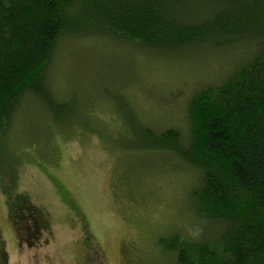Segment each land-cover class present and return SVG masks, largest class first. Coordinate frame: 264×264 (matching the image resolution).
Wrapping results in <instances>:
<instances>
[{
    "label": "rangeland",
    "instance_id": "rangeland-1",
    "mask_svg": "<svg viewBox=\"0 0 264 264\" xmlns=\"http://www.w3.org/2000/svg\"><path fill=\"white\" fill-rule=\"evenodd\" d=\"M251 50L159 56L103 39L61 41L48 77L55 97L74 105L54 120L26 96L14 115L0 264H175L160 238L209 236L215 228L193 208L197 173L172 153L137 149L131 114L186 138L190 96L219 84Z\"/></svg>",
    "mask_w": 264,
    "mask_h": 264
},
{
    "label": "trees",
    "instance_id": "trees-1",
    "mask_svg": "<svg viewBox=\"0 0 264 264\" xmlns=\"http://www.w3.org/2000/svg\"><path fill=\"white\" fill-rule=\"evenodd\" d=\"M88 38L159 56L253 46L219 84L190 96L186 138L131 116L137 149L172 153L197 173L194 212L215 228L196 241L160 238L175 264H264V0H0L3 192L14 178L8 140L20 104L30 96L54 120L67 113L74 104L55 97L48 69L61 41Z\"/></svg>",
    "mask_w": 264,
    "mask_h": 264
}]
</instances>
